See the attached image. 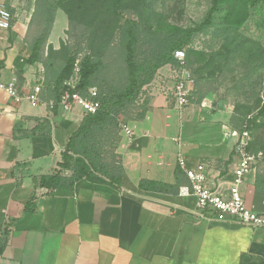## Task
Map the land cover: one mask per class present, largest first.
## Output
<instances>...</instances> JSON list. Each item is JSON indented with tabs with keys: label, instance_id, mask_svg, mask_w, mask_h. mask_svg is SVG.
Segmentation results:
<instances>
[{
	"label": "crops",
	"instance_id": "0c3cea01",
	"mask_svg": "<svg viewBox=\"0 0 264 264\" xmlns=\"http://www.w3.org/2000/svg\"><path fill=\"white\" fill-rule=\"evenodd\" d=\"M0 3L14 15L11 28H0V81L14 82L22 95L42 85L38 103L17 102L0 88V264H264V226L200 218L192 212L197 196L179 193L190 185L178 163L182 154L189 169L205 165L211 189L229 194L238 158L228 131L240 127L220 99L194 94L180 109L172 92L151 88L145 114L125 119L132 139L119 129L116 182L84 177L70 189L43 186V175L73 174L61 167L62 153L85 117L79 106H49L69 19L56 10L40 58L30 63L43 30L42 19L33 20L36 5L23 17L13 11L15 0ZM174 67L158 73L171 89ZM241 191L247 206L264 215L261 164Z\"/></svg>",
	"mask_w": 264,
	"mask_h": 264
},
{
	"label": "rangeland",
	"instance_id": "374dc122",
	"mask_svg": "<svg viewBox=\"0 0 264 264\" xmlns=\"http://www.w3.org/2000/svg\"><path fill=\"white\" fill-rule=\"evenodd\" d=\"M213 0H124L115 10L113 0H15L14 12L28 16L36 5L34 22L45 23V11L65 4L71 10L60 66L69 55H91L101 67L92 78V84L101 94H117L127 87L130 73L127 64L126 43L128 29L137 35L136 62L139 67L138 89L132 101L119 111L124 119L134 117L141 109L145 87L159 79L149 76L163 41L179 40L188 29L200 24ZM31 4V5H30ZM67 14V13H66ZM244 18L243 23H239ZM186 55L192 49L193 64L186 63L194 79V94L209 96L230 104L238 115L239 127L248 123L251 132V150L264 155V116H254L264 105V0L257 4H243L227 0L216 12L214 23L195 33L184 47ZM107 148H110L109 146ZM106 163L114 160L104 152ZM264 170V156L261 161Z\"/></svg>",
	"mask_w": 264,
	"mask_h": 264
},
{
	"label": "trees",
	"instance_id": "16d2710c",
	"mask_svg": "<svg viewBox=\"0 0 264 264\" xmlns=\"http://www.w3.org/2000/svg\"><path fill=\"white\" fill-rule=\"evenodd\" d=\"M115 10H118L124 0H113ZM227 0H213L212 5L206 14L204 20L196 27L188 29L183 38L172 41H163L160 52L155 56V63L149 72L148 78L142 83L147 84L152 80L156 74L157 69L166 64H176L177 60L174 57V51L180 48H184L190 38L197 32H201L207 26L214 23L216 12L220 9V6ZM243 4H257L259 0H235ZM63 9L68 17H71V10L64 3L51 6ZM71 10V11H70ZM45 23L47 29H43L39 37L34 43L33 54L29 59L30 63L35 62L40 58V49L46 43L50 34L52 24L54 22L55 13L52 10L45 11ZM244 18H241L239 23H243ZM128 41L126 43L127 51V64L130 73L129 84L125 89L117 94H99L97 99L100 101V108L96 113L85 114L80 126L70 137V140L66 146V149L62 153L61 167L70 169L73 171L71 176H64L61 172L46 174L42 176L41 184L46 187L54 188H66L70 189L74 183L81 178L89 177L93 179H100L102 177L109 178L111 181L116 182L118 180V174L121 170V163L116 153L117 142L119 138V111L125 106L128 101H132L135 97L139 82V67L136 62L135 46L137 44V35L133 29L127 30ZM51 49V47H50ZM192 49L188 50V56L186 55V63L192 65L191 60ZM75 56L69 55L66 58V62L60 70L58 76L55 79L54 90L56 92V99L54 100L56 109L60 102L61 85L65 78L69 77L73 71ZM101 64L95 61L91 55H86L82 60V80L81 91L85 92L86 88L92 84L93 76L100 69ZM146 112V103L141 106L140 111L137 113L139 116H143ZM264 116V105L259 109L254 120ZM251 125L248 123L244 127L247 129ZM244 127L240 128L244 129ZM110 148H107V147ZM110 152L114 160L109 163L103 159V153ZM145 181L141 182V186H145Z\"/></svg>",
	"mask_w": 264,
	"mask_h": 264
},
{
	"label": "built area",
	"instance_id": "2783aa9c",
	"mask_svg": "<svg viewBox=\"0 0 264 264\" xmlns=\"http://www.w3.org/2000/svg\"><path fill=\"white\" fill-rule=\"evenodd\" d=\"M12 11L4 4L0 3V28L9 29L13 21ZM85 57L83 53L75 56L73 71L71 75L64 79L61 85L60 107L65 111H72L75 107H81L85 114L96 113L100 108V101L97 97L100 94L96 85H90L85 92L81 91L80 85L82 80V60ZM174 57L177 60L173 69L175 85L171 89L165 83V78L160 77L145 87V93L141 97L142 105L146 103L149 97V90L157 88L165 94L172 92L178 101V107L188 105L194 96V79L191 72L186 67V50L180 48L174 51ZM0 88L4 89L17 102L24 99L32 103L40 102V93L42 90L41 83L33 87L32 91L22 95L16 89L15 83H3L0 81ZM202 106L208 105L204 99L201 101ZM50 108H54L55 102L50 101ZM120 130L131 140L134 132L133 127L124 118H118ZM228 134L236 136L234 144V154L238 158V164L234 170V180L229 189V194L223 196L217 191L211 189L206 183V167L204 164L196 168L189 169L186 167L185 157L180 154L178 157L179 165L185 169L190 185H182L179 188L181 195H196L197 208L192 212L204 219L232 220L242 224L252 226H264V215L254 211L247 206L241 191V186L246 177L251 174L263 159V152H254L251 150V132L244 127L241 130L228 131Z\"/></svg>",
	"mask_w": 264,
	"mask_h": 264
}]
</instances>
